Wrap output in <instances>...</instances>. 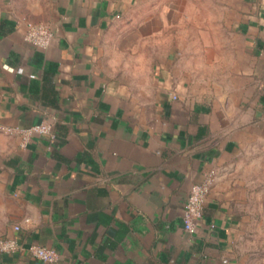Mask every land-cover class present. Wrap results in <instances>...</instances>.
Wrapping results in <instances>:
<instances>
[{
  "label": "crops",
  "instance_id": "1",
  "mask_svg": "<svg viewBox=\"0 0 264 264\" xmlns=\"http://www.w3.org/2000/svg\"><path fill=\"white\" fill-rule=\"evenodd\" d=\"M27 22L50 26L48 48L23 40ZM42 121L53 144L0 130V240L59 264L259 258L264 0H0V128ZM207 178L186 233L184 203Z\"/></svg>",
  "mask_w": 264,
  "mask_h": 264
},
{
  "label": "built area",
  "instance_id": "2",
  "mask_svg": "<svg viewBox=\"0 0 264 264\" xmlns=\"http://www.w3.org/2000/svg\"><path fill=\"white\" fill-rule=\"evenodd\" d=\"M53 33L49 25L43 23H25L23 40L37 49H46L50 46ZM1 132L18 139L19 146L26 148L35 136L46 137L49 144H53L56 136L52 124L42 121L28 127H1ZM211 179L207 178L200 184L192 185L186 198L182 213V225L186 233H193L197 223L202 218L203 206L209 192ZM14 231H19L15 226ZM26 252L32 259L42 264H59L61 255L51 248L43 247L34 243L22 244L18 238H5L0 240V253L16 254Z\"/></svg>",
  "mask_w": 264,
  "mask_h": 264
},
{
  "label": "rangeland",
  "instance_id": "3",
  "mask_svg": "<svg viewBox=\"0 0 264 264\" xmlns=\"http://www.w3.org/2000/svg\"><path fill=\"white\" fill-rule=\"evenodd\" d=\"M257 214L261 224L255 228L256 242L252 246L255 247L254 249H257L256 251H258L260 254L259 258L255 261V264H264V205L263 209L257 211Z\"/></svg>",
  "mask_w": 264,
  "mask_h": 264
}]
</instances>
